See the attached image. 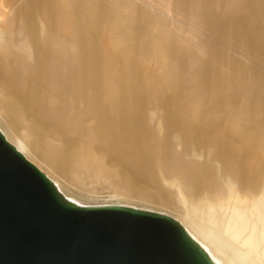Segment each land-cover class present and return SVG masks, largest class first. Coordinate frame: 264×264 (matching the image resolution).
<instances>
[{"label":"bare ground","instance_id":"6f19581e","mask_svg":"<svg viewBox=\"0 0 264 264\" xmlns=\"http://www.w3.org/2000/svg\"><path fill=\"white\" fill-rule=\"evenodd\" d=\"M133 1L0 0V132L117 201L40 170L69 205L176 195L213 264H264V0Z\"/></svg>","mask_w":264,"mask_h":264},{"label":"water","instance_id":"95a60500","mask_svg":"<svg viewBox=\"0 0 264 264\" xmlns=\"http://www.w3.org/2000/svg\"><path fill=\"white\" fill-rule=\"evenodd\" d=\"M0 264H213L175 220L69 205L0 132Z\"/></svg>","mask_w":264,"mask_h":264},{"label":"rangeland","instance_id":"374dc122","mask_svg":"<svg viewBox=\"0 0 264 264\" xmlns=\"http://www.w3.org/2000/svg\"><path fill=\"white\" fill-rule=\"evenodd\" d=\"M132 3L136 4L137 6L146 8L144 5H141L139 3H135L133 0H132ZM121 4H123V3H121ZM117 7H119V5ZM125 8H126V12L123 14V16L125 18H128V19H133V20H135V22H134L133 25L128 24L129 27L127 25H125L124 22H122L121 24L127 26L131 30H135L138 24H143L144 23L143 21L137 20V18H138L137 13H135L134 11H131L127 7H125ZM139 15H144V13L141 12ZM169 27H172V26L168 25L167 28H169ZM154 34H157V32L155 31ZM189 37L193 38L195 41H198L199 38L200 39L203 38L202 36H199V35H197V36H189ZM199 46L202 47V45H199ZM122 55H124V56L121 57V58L126 59V60H132L133 62L134 61H138L140 59V56L138 54L134 55V54L122 53L121 56ZM165 56H167L166 53H165ZM213 61H215L214 58L211 59V62H213ZM154 73L158 74V75H163V70L157 66V68L155 69ZM1 107L4 108L6 110V112H7V109H8L7 98L5 96L4 89L0 87V108ZM28 159L39 170H41L47 177L49 176L51 179H54L56 182L61 184L65 188V193L68 196H71L75 200L81 201L83 204L103 205V204H107V203L117 202L116 200H109L108 198H105L107 196L106 194H104L102 196V198L94 199V200H85V198H79V195L77 194L79 192L78 191L79 189L73 187L72 185H66L65 182H63L53 170L49 169L45 165V163L43 161H41L34 152L28 154ZM147 201L148 202H144V201H130V202L120 201V202L123 203V204H131L132 206H135L136 208H139V209H146V210H152L154 212H159V213L168 215L169 217L177 218V217L184 216V213H183L184 207H183V205H181L178 202V198H177L176 195L169 196V199H167L168 203H166V202H157V201H152V200H147ZM190 216H191V218H193V215H190Z\"/></svg>","mask_w":264,"mask_h":264}]
</instances>
